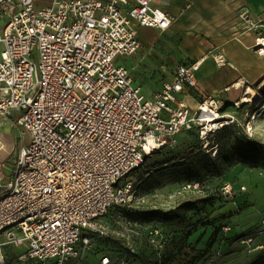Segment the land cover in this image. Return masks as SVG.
Listing matches in <instances>:
<instances>
[{"label":"built area","instance_id":"obj_1","mask_svg":"<svg viewBox=\"0 0 264 264\" xmlns=\"http://www.w3.org/2000/svg\"><path fill=\"white\" fill-rule=\"evenodd\" d=\"M153 1L0 0V129L10 123L31 137L10 176L0 179V263L6 245L24 248L18 264L77 256L84 232L102 236L101 219L133 200L127 176L165 138L197 130L209 148L236 123L212 97L196 109L179 98L186 87L197 88L199 61L180 65L153 99L117 62L139 51L140 26L165 30L173 23ZM241 17L254 25L245 12ZM3 145L0 135V151ZM210 149L216 155L218 143Z\"/></svg>","mask_w":264,"mask_h":264},{"label":"rangeland","instance_id":"obj_2","mask_svg":"<svg viewBox=\"0 0 264 264\" xmlns=\"http://www.w3.org/2000/svg\"><path fill=\"white\" fill-rule=\"evenodd\" d=\"M32 58L38 60L37 53ZM128 59L120 56L117 62L127 65ZM158 81L151 76L149 88ZM263 102L264 95L253 104H239L236 123L220 130L214 141L219 157L210 149L214 143L206 148L197 130L165 138L166 147L127 176L135 185L133 200L114 205L101 219L102 236L86 230L78 255L63 264H101L105 256H126L129 264H264ZM0 130V174L9 175L20 144L28 145L31 137L10 123ZM239 142H252L256 151L241 156L235 149ZM3 253L0 264H18L12 247L5 246Z\"/></svg>","mask_w":264,"mask_h":264},{"label":"crops","instance_id":"obj_3","mask_svg":"<svg viewBox=\"0 0 264 264\" xmlns=\"http://www.w3.org/2000/svg\"><path fill=\"white\" fill-rule=\"evenodd\" d=\"M153 4L173 15V23L165 30L140 26L139 51L128 56L127 65L121 63L147 98L153 99L180 65L196 61L200 62L197 88L186 87L179 94L189 107L196 109L209 96L222 102L225 110L232 106L226 112L237 115L240 103L253 104L242 102L244 96L251 99L249 88L264 95V57L257 51L259 38H264V0H154ZM243 12L252 27L243 21ZM151 76L159 80L153 90L148 85ZM9 176L0 174V179Z\"/></svg>","mask_w":264,"mask_h":264},{"label":"trees","instance_id":"obj_4","mask_svg":"<svg viewBox=\"0 0 264 264\" xmlns=\"http://www.w3.org/2000/svg\"><path fill=\"white\" fill-rule=\"evenodd\" d=\"M230 126H231V125H230ZM225 127H229V126H225ZM225 127H224V128H225ZM221 130H222V129H221ZM238 141H239V140H237V142H238ZM235 149H236V151H237L241 156H244V155H247V154H250V153H253L254 151H256V145L253 144L252 142H249V143H243V144H241V143L239 142V143H237ZM219 153H220V152H218V153L216 154V157H219V156H220ZM192 204H193V205H196L197 202H193ZM138 218H139V216H136L134 219H138ZM6 246H9V247H12V248H13V253H14L13 256H14L16 262H18L17 258H18V256L24 251V248H22V247H14V246H12V245H6ZM4 249H5V246L2 247V252H4ZM3 254H4V253H3ZM107 257H109V256H107ZM109 260H110V264H118V263H119L118 261H120V260H123L126 264H129V263H128L129 260H128V258H127L126 256L121 257V258L116 259V260H114V259L111 260L110 257H109Z\"/></svg>","mask_w":264,"mask_h":264},{"label":"bare ground","instance_id":"obj_5","mask_svg":"<svg viewBox=\"0 0 264 264\" xmlns=\"http://www.w3.org/2000/svg\"><path fill=\"white\" fill-rule=\"evenodd\" d=\"M258 45H259V48L261 49V54H264V38L263 37H260L259 38V42H258ZM263 88H264V84H263ZM248 92L249 94H252V97L251 99L250 98H247V96H244V98L242 99V102H245V101H250L252 103H255L257 102V100H259L263 95L260 94L258 91H256L255 89L253 88H249L248 89ZM264 104V102H263ZM262 104V105H263ZM262 109H264V105L262 106ZM208 111V110H207ZM165 144H162L161 145V148L163 147L164 148ZM166 147V146H165ZM157 151V150H156Z\"/></svg>","mask_w":264,"mask_h":264}]
</instances>
